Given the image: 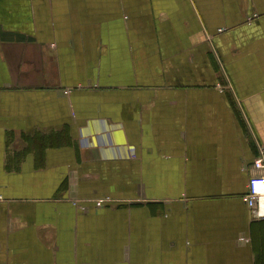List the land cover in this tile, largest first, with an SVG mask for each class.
Wrapping results in <instances>:
<instances>
[{
	"label": "crops",
	"instance_id": "obj_1",
	"mask_svg": "<svg viewBox=\"0 0 264 264\" xmlns=\"http://www.w3.org/2000/svg\"><path fill=\"white\" fill-rule=\"evenodd\" d=\"M263 150L264 0H0V264H264Z\"/></svg>",
	"mask_w": 264,
	"mask_h": 264
},
{
	"label": "built area",
	"instance_id": "obj_2",
	"mask_svg": "<svg viewBox=\"0 0 264 264\" xmlns=\"http://www.w3.org/2000/svg\"><path fill=\"white\" fill-rule=\"evenodd\" d=\"M66 94H69V91H66ZM253 166L255 169V174L251 175L249 181V187L247 193L244 195V200L250 206L252 211L257 215L255 210L258 209L259 205H262L264 201V150L261 154L253 161ZM107 199H100L95 201L97 208L105 205ZM77 204V203H75ZM86 208H82L85 210ZM258 214H262L259 213Z\"/></svg>",
	"mask_w": 264,
	"mask_h": 264
}]
</instances>
